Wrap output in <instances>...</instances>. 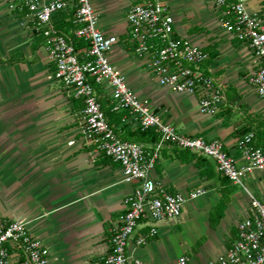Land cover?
Listing matches in <instances>:
<instances>
[{
  "label": "crops",
  "instance_id": "1",
  "mask_svg": "<svg viewBox=\"0 0 264 264\" xmlns=\"http://www.w3.org/2000/svg\"><path fill=\"white\" fill-rule=\"evenodd\" d=\"M90 1L99 28L119 40L109 60L138 98L185 135L221 140L241 165L237 131L264 121V98L249 83L260 59L223 31L212 0L166 2L175 36L208 55L206 75L225 97L214 115L199 111L197 95L174 93L160 85L146 60L136 56L126 13L140 0ZM245 6L264 19V0H246ZM74 10L58 19L64 32L69 20L76 26ZM36 25L26 6L12 10L7 0H0V221L26 223L49 250L50 264H103L126 211L124 199L136 185L83 138V104L51 78L55 64L44 39L34 31ZM75 31L69 34L75 37ZM98 88L101 100L111 104L109 92ZM228 108L229 114L220 115ZM110 126L119 137L122 126L125 131L136 127L130 117ZM149 177L170 191L186 194L203 187L206 194L188 200L179 218L161 221L158 235L146 244L130 243V259L144 264H179L183 257L185 264H217L235 239L237 223L249 214L250 194L264 198V171L254 170L246 177V190L232 183L226 186L210 159L199 164L196 158L182 161L170 148L162 151ZM222 201L225 209L218 219L216 207ZM146 231L147 225L140 224L138 232Z\"/></svg>",
  "mask_w": 264,
  "mask_h": 264
},
{
  "label": "built area",
  "instance_id": "2",
  "mask_svg": "<svg viewBox=\"0 0 264 264\" xmlns=\"http://www.w3.org/2000/svg\"><path fill=\"white\" fill-rule=\"evenodd\" d=\"M12 10L26 6L37 22L34 31L41 36L55 64L51 78L65 88L69 96L83 104L81 133L97 152L116 162L135 188L124 199L125 213L111 238V249L103 264H144L128 255L130 243L137 247L158 235L161 221L181 216L188 200L206 194L196 187L184 194L170 191L149 177L165 148L187 150L210 159L217 171L232 184L246 190L245 179L254 170L264 171V149L253 146L254 132L237 142L242 164L224 148L219 139L189 136L164 122L147 101L138 98L124 75L109 60L118 37L105 34L98 26V15L90 0H7ZM246 0H212L218 10L224 32L249 47L260 59L259 67L249 77L250 85L264 98V19L251 14ZM74 8L75 37L88 43L85 54L78 55L69 38L56 27L61 15ZM126 21L135 54L146 60L147 69L157 82L174 93L198 96L199 111L214 115L225 97L214 79L206 75L204 63L208 55L201 47L175 36V21L166 0H140L128 7ZM95 85L108 96L114 112H127L142 131L155 130L153 143L127 142L110 126L98 100ZM147 225L139 233L140 224ZM49 250L34 237L27 224L17 220L0 221V264H50ZM180 258L179 264H185ZM217 264H264V198L250 194L249 214L236 225L235 239Z\"/></svg>",
  "mask_w": 264,
  "mask_h": 264
},
{
  "label": "trees",
  "instance_id": "3",
  "mask_svg": "<svg viewBox=\"0 0 264 264\" xmlns=\"http://www.w3.org/2000/svg\"><path fill=\"white\" fill-rule=\"evenodd\" d=\"M72 10H73V8H72ZM71 21L72 20L68 21V23H70V26L66 30L67 33L63 31V28L61 27V23L56 24V27L62 34L66 35L67 37L70 38L69 40L75 46V50H76L77 54L81 56V55L86 53V51L88 49V43L84 42L83 40H80V39H78L76 37H73V33L74 32L72 34H69L70 30L74 31L76 29V26L71 24ZM206 62H207V60L203 64L204 67H205ZM98 87H99L98 85H95L97 93L100 92ZM98 100H99V103L101 105V109L104 112V115H105L106 120H107L109 125L119 124V123L122 122V120L124 121L125 118L128 117L129 114L127 112H114V111H112L111 104H109L108 101L103 102L101 100V97H98ZM74 101L82 103L80 100H75L74 99ZM105 103H106V105H105ZM224 112L222 114H220V115L229 114L230 113L229 108L226 109V111H224ZM121 128H123V131H121L122 133H120V137L122 138V140L127 141V142H138V143L153 144L159 138L158 134L153 129L142 131L140 129V127L136 126L132 130L129 129V130L125 131V126H122ZM251 131L254 132V134H255V137H254V140H253V146L264 149V121L262 123H259L258 125H256L254 128L250 127V126L242 127L241 129H239L237 131V136L238 137H242V136H244L245 134H247V133H249ZM116 133H117V131H116ZM194 136H198V135H194ZM174 153H175V157L180 159V160H182V161H188V160L194 159V158L197 159V164L204 163L206 161V157L198 155V154H195V153H192V152L187 151V150H180V149L175 148L174 149ZM221 177H222L221 180H222L223 185L227 186V185L232 183L225 176L221 175ZM222 197H223V199L225 201V197H224L223 194H222ZM216 208L218 210V219H220L222 214H223V211L225 209V202L222 201V202L218 203Z\"/></svg>",
  "mask_w": 264,
  "mask_h": 264
}]
</instances>
